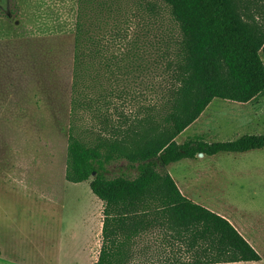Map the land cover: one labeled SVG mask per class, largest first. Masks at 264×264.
<instances>
[{"label":"trees","instance_id":"obj_1","mask_svg":"<svg viewBox=\"0 0 264 264\" xmlns=\"http://www.w3.org/2000/svg\"><path fill=\"white\" fill-rule=\"evenodd\" d=\"M161 1L169 6L179 27L177 47L167 57L171 81L163 111L141 119L145 127L129 128L123 139L98 134L93 141H84L74 124L69 129L68 185L88 184L104 204L103 245L96 264L261 262L259 253L227 219L180 192L167 167L200 153L264 147V134H245L225 142L176 141L215 98L246 103L264 94V27L244 19L235 0ZM144 3L150 6L146 0H78L73 117L80 108L94 106L95 99L87 93L90 68L104 43L128 40ZM106 100L104 96L102 103ZM122 159L129 163V170L110 177L109 166ZM131 170L136 175H130ZM155 213L163 217L166 237L169 231L182 235L187 230L192 235L189 247L194 254L189 261L152 257L144 262L130 256L133 239L154 226L148 218Z\"/></svg>","mask_w":264,"mask_h":264},{"label":"rangeland","instance_id":"obj_2","mask_svg":"<svg viewBox=\"0 0 264 264\" xmlns=\"http://www.w3.org/2000/svg\"><path fill=\"white\" fill-rule=\"evenodd\" d=\"M235 1L244 19L264 27V0ZM146 3L150 6L143 4L128 40L104 43L90 68L87 93L95 99L94 106L80 108L73 117L78 0H0V218H7L4 210L19 220L21 228H30L38 241L46 238L51 215L63 196L70 126L75 125L84 141H93L98 134L123 139L129 128L145 127L141 119L163 111L171 81L167 57L177 47L179 27L163 1ZM138 34L141 38L136 43ZM104 96L106 103H102ZM221 103L218 98L212 108ZM253 105L260 107L257 126L226 127V114L217 109L210 125L201 122V129H208L205 138L225 142L245 134H264V95ZM219 127L227 131L217 135ZM212 132L217 136L209 138ZM187 135L176 141L185 142ZM196 138L203 139L202 135L190 137ZM128 164L126 159L112 162L109 176L127 172ZM71 192L67 191L65 200L68 221H73L76 212L70 205ZM11 226L3 220L0 248L6 256L16 254L21 256L20 263L27 264L30 248ZM74 237L68 230L64 246L69 247ZM95 238H101L100 223ZM97 240L86 244L82 264L94 262Z\"/></svg>","mask_w":264,"mask_h":264},{"label":"crops","instance_id":"obj_3","mask_svg":"<svg viewBox=\"0 0 264 264\" xmlns=\"http://www.w3.org/2000/svg\"><path fill=\"white\" fill-rule=\"evenodd\" d=\"M260 96L246 103L221 99L223 103L212 108L214 102L218 100L215 98L202 115L178 137L188 133L187 140L190 137L202 135L205 141L216 142L207 140L205 137L208 129L206 127L201 129L200 126L201 122L203 126L210 125L217 109L224 110L226 127L229 125L242 128L257 126L260 107L253 104ZM227 104L230 107L225 109ZM225 131L227 130L219 127L217 135ZM217 135L212 132L209 138ZM229 140L232 141V139ZM167 170L185 197L227 219L262 257L261 262L219 264H264V147L244 152H219L214 155L203 154L195 158H184L170 164ZM68 190L72 191L73 196V202H70V205L76 209L73 221H68L66 218L67 202L65 200H67ZM58 202L57 212L52 213L49 220L48 234L42 241L36 240L30 234V228H21L19 220L10 218L4 210L2 213L7 218H0V230L5 220L23 235L31 251L27 264H82L86 244L93 243L99 237L97 235L98 237L95 238V228L97 225L99 228L100 223L101 238L97 240L100 243L99 249L94 262L91 263L96 264L103 245L102 232L105 218L103 201L94 195L88 186L85 187V183H69L68 185L65 169L63 196L58 199ZM99 216H101L100 220ZM142 218L145 224L147 217ZM148 219L154 222V226L149 231L140 232L133 239L132 246L128 249L130 256L144 262L152 257H172L184 261L191 259L194 249L189 247L192 235L187 230L182 235L177 234L176 231H169L171 235L168 234L166 237L161 223L162 215L155 213ZM68 230L75 234L74 241L72 240L69 247L66 244L64 246V236ZM0 251V264H22L19 262L21 256L16 254L6 256L3 248H0Z\"/></svg>","mask_w":264,"mask_h":264},{"label":"water","instance_id":"obj_4","mask_svg":"<svg viewBox=\"0 0 264 264\" xmlns=\"http://www.w3.org/2000/svg\"><path fill=\"white\" fill-rule=\"evenodd\" d=\"M199 155H203V153H200Z\"/></svg>","mask_w":264,"mask_h":264}]
</instances>
